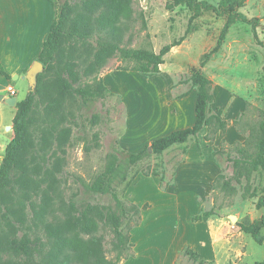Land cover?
Returning <instances> with one entry per match:
<instances>
[{"label":"rangeland","instance_id":"374dc122","mask_svg":"<svg viewBox=\"0 0 264 264\" xmlns=\"http://www.w3.org/2000/svg\"><path fill=\"white\" fill-rule=\"evenodd\" d=\"M10 1L2 0L11 13ZM25 1L34 11L37 1ZM25 1L14 0L17 7H25ZM205 1L217 4L219 0ZM58 2H67L71 10L58 34L55 66L45 71L42 65L46 96L35 95L27 120V176L24 179L17 171L11 175L15 189L26 188L27 180L37 185L34 193L29 190L37 211L34 213L27 200L23 201L26 222L0 219V232L7 231L14 242H25L30 252L0 251V264H49L60 234L82 248L98 240L105 258L114 259L111 229L87 220L83 213L87 205L112 207L113 199L110 193L91 191L89 185L104 171L110 155L123 157L139 151L159 136L193 123L195 89L189 81L193 67L211 79L214 101L210 108L228 124L211 140L204 138L207 128L202 127L185 144L144 156L128 167L124 181L111 184L127 206L146 204L139 212V224L129 231L132 256L116 264H194L182 252L186 246L211 264L263 260L264 241L255 242L237 225L249 224L264 214V207H255L258 195L242 197L246 183L250 190H259L263 179L254 171L248 177L238 175L233 166L236 148L246 139V147L254 151L250 135L256 130L259 109L264 108V46L254 42L250 25L232 23L218 52L200 67L202 55L215 45L225 15L203 11L190 21L192 12L174 0ZM238 10L248 18H258L257 35L264 41V0H244ZM84 24L93 27L90 34H82ZM106 30L107 36L115 35L118 47L155 52L181 40L164 55L157 73L143 75L123 69L129 64L120 59L117 50L102 66L92 65L97 42L112 40L105 36ZM30 64L14 72L3 66L9 78L4 77L1 93L22 99L30 89L25 79ZM55 70L67 90H53ZM98 81L105 88L101 95L80 96L79 89H91ZM0 104L1 163L13 135L15 107ZM218 174L222 175L219 183L229 182L228 189L212 186ZM160 177L169 183L163 190ZM201 209L215 213L206 221H191ZM125 220L124 229L136 221V214L129 211ZM260 230L264 235V222Z\"/></svg>","mask_w":264,"mask_h":264},{"label":"trees","instance_id":"16d2710c","mask_svg":"<svg viewBox=\"0 0 264 264\" xmlns=\"http://www.w3.org/2000/svg\"><path fill=\"white\" fill-rule=\"evenodd\" d=\"M53 9L54 16L52 18L49 30L42 41L40 51L35 59L40 61L45 71L55 66V60L58 51V34L62 28L63 23L68 19L71 7L67 2L59 5L58 0H48ZM176 4H184L191 12L190 21L201 14L203 11H212L217 16L225 15V22L219 32L215 45L202 55L199 66H204L211 56L218 52L225 36L228 27L236 22L247 23L251 27L252 38L255 43L264 46V41L259 39L256 31L258 24L257 17H246L238 9L244 3V0H219L217 4H212L205 0H174ZM97 27L100 28L98 23ZM82 34H90L93 27L90 24L82 25ZM101 30V29H98ZM189 30V29H188ZM188 32V31H187ZM107 36V30L106 34ZM118 36V35H117ZM112 40L100 39L97 42V50L92 60L93 66H102L106 58L110 56L115 50L119 52L120 59L127 62L129 66H123V69L134 70L143 75H153L159 71V65L163 62V57L167 54L170 48L180 43V40L174 41L170 44L163 45L158 52L145 48H126L118 47L115 35L107 36ZM264 71V61L262 65ZM55 79L52 82L53 90L55 92L67 90V85L61 79L58 70H55ZM0 75L9 78L8 73L5 72L0 64ZM189 81L191 86L195 89L194 102V121L191 125L174 129L167 134L159 136L154 139L149 145L136 152L125 153L123 157L117 155H110L104 171L89 185V189L98 193H110L113 199V206L104 208L98 205H87L83 213L87 220L97 221L103 225H107L115 238L113 243L114 259H106L101 250V244L98 240L95 244L78 247L71 241H65L66 235L60 234L56 236V242L52 247V254L50 255L49 264H116L122 259H127L132 256L129 231L132 227L137 226L140 221L139 212L144 209L146 204L139 208L136 204H129L127 206L110 187L112 183L125 180L126 171L128 167L144 156L150 153L159 154L175 144H185L188 140L194 139L202 127L207 128L205 139L211 140L214 134L218 131H224L228 121L221 118L216 113H213L210 104L214 101L212 94V81L209 79L199 67H193L190 70ZM101 81H98L91 89H79L78 93L82 98H89L95 95H101L104 90ZM47 88L44 85L43 74L38 73L36 76V86L34 90L29 89L26 95L17 100L15 104V113L12 118V132L11 139L5 146L4 155L0 163V219H12L18 223L26 222V215L24 213L23 201H29L32 210L36 213L37 208L31 200L32 193L37 187L32 181L27 180V187L20 185L17 189L12 184V172H19L22 178L27 176V165L25 158L29 152V131L27 126L28 117L34 106V97L36 94L46 96ZM240 116L243 115L239 114ZM259 120L257 122L256 130L250 135L254 140V151H249L246 147L249 144V139L244 142V145L238 146V156L233 160V166L236 174H244L248 177L251 172H257L262 176L263 185L259 188L253 187L249 189V184H245L242 191V197H253L258 195L255 207L260 209L264 207V108L259 109ZM237 124V120H234ZM250 137V138H251ZM222 178L218 174L213 180V187L219 185L220 188L228 189L229 182L224 180L219 183ZM127 184V183H126ZM169 183H163V178H159L160 189H165ZM131 211L136 214V221L132 225H127L123 228V223L126 221L127 213ZM214 210H200V212L191 216V221H206L212 215ZM264 222V214L254 219L249 224L237 223L239 230L249 234L255 242L261 244L264 241V235L261 233V224ZM10 226V225H7ZM7 232V231H6ZM0 232V251H15L19 249L29 254V247L25 242H14L13 239L6 234ZM182 252L192 259L194 264H211L201 257V255L193 250L191 247H183ZM254 264H264V259Z\"/></svg>","mask_w":264,"mask_h":264},{"label":"crops","instance_id":"0c3cea01","mask_svg":"<svg viewBox=\"0 0 264 264\" xmlns=\"http://www.w3.org/2000/svg\"><path fill=\"white\" fill-rule=\"evenodd\" d=\"M36 1L34 11H30L26 1L25 7H17L12 0L10 13L0 0V64L8 72L21 70L37 57L49 30L54 9L48 0ZM3 80L0 75V93Z\"/></svg>","mask_w":264,"mask_h":264},{"label":"water","instance_id":"95a60500","mask_svg":"<svg viewBox=\"0 0 264 264\" xmlns=\"http://www.w3.org/2000/svg\"><path fill=\"white\" fill-rule=\"evenodd\" d=\"M41 71H42V63L37 59H34L25 73V79L27 80L29 84V88L31 90H34L36 86V76ZM0 102H3L8 106L15 107V104L17 102V96L16 95L5 96L3 93H0ZM7 128H9V126H7ZM234 220L235 219L233 218V221Z\"/></svg>","mask_w":264,"mask_h":264},{"label":"bare ground","instance_id":"6f19581e","mask_svg":"<svg viewBox=\"0 0 264 264\" xmlns=\"http://www.w3.org/2000/svg\"><path fill=\"white\" fill-rule=\"evenodd\" d=\"M6 129H8V128L6 127Z\"/></svg>","mask_w":264,"mask_h":264}]
</instances>
